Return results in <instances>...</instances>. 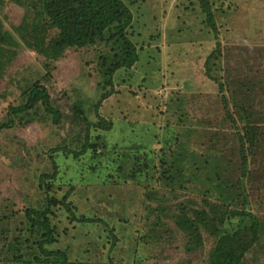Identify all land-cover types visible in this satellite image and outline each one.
<instances>
[{"label": "rangeland", "instance_id": "rangeland-1", "mask_svg": "<svg viewBox=\"0 0 264 264\" xmlns=\"http://www.w3.org/2000/svg\"><path fill=\"white\" fill-rule=\"evenodd\" d=\"M209 1L217 34L198 2L125 0L138 61L118 70L113 86L102 76V56L111 59L118 45L67 48L55 59L49 48L59 31L41 0L0 1V122L36 82L66 115L57 126L38 112L43 121L0 134V264H24L9 244L26 228L25 210L46 204L44 174L53 176L50 196L68 195L77 218L97 221L82 223L65 206L53 207L56 242L46 247L66 251L67 260L37 264H210L217 238L203 230L202 247L191 251L176 219L184 208H203L211 171L241 178L246 121L238 108L254 114L263 133L245 179L248 209L263 228L242 264H264V0ZM78 105L86 120L74 117ZM102 120L108 129L97 125ZM86 141L95 148L67 153ZM206 157L208 172L198 174ZM169 168L182 173L180 185L166 179ZM24 238L21 252L33 261L41 254Z\"/></svg>", "mask_w": 264, "mask_h": 264}, {"label": "trees", "instance_id": "trees-1", "mask_svg": "<svg viewBox=\"0 0 264 264\" xmlns=\"http://www.w3.org/2000/svg\"><path fill=\"white\" fill-rule=\"evenodd\" d=\"M1 1V0H0ZM198 2L202 12L206 16L207 24L217 34L215 13L209 0H190ZM43 10L51 25L59 33L49 48L50 57L57 59L67 48H84L94 46L99 41L103 44L118 45L119 51L110 59L102 56V76L108 86H113L115 73L122 68H130L138 61V53L135 44L128 35V28L133 22V14L125 0H41ZM220 43L217 49L211 54L206 62L209 64L220 54ZM207 75L211 76L210 69ZM220 89L223 85L219 84ZM25 101L22 104L9 109L5 121L0 122V134L6 130L14 129L16 126L25 127L36 121H43L44 118L36 116L38 112L45 114L54 125H61L65 114L53 104L52 97L46 86L36 82L24 91ZM109 97V92L102 95L101 101ZM241 119L246 121L239 137L240 156L242 158V175L238 180L225 178L223 171H211L215 177L208 174L209 182L202 190V194L208 197L204 200L203 208H184L176 219L177 227L183 231L188 238V249L196 251L203 245L202 231L205 230L211 236L217 238L216 247L211 255L210 264H242L247 251L257 242L259 231L263 228L256 215L249 211V195L246 189L245 179L248 172V156L258 149L259 137L263 134L261 122L254 114L238 108ZM231 119L233 117L229 115ZM74 117L81 121L84 116L83 109L75 106ZM253 118V120H251ZM233 122H235L233 120ZM99 127L108 129L107 123L102 120L97 124ZM95 148L93 144L86 141L79 150H67L68 154L80 157L86 154L89 149ZM209 162L206 157L200 163L197 171L208 172L203 168ZM165 177L170 183H180L182 173L170 168L165 172ZM53 176L44 174L40 177V186L46 190L48 196L46 204L40 208H29L24 212L26 228L21 237L16 238L9 244L15 261L24 264H37L42 262L41 257L59 261L67 260V252L61 250L51 251L46 246L56 242L55 229L49 218L52 208L61 204L65 206L70 216L82 223H94V218H77L71 208L67 206L68 195L58 200L49 195L51 185L49 181ZM214 198L215 201H211ZM238 220L233 229L227 230L226 225L232 220ZM24 241L37 247L40 256L32 260H25L21 252V245Z\"/></svg>", "mask_w": 264, "mask_h": 264}]
</instances>
